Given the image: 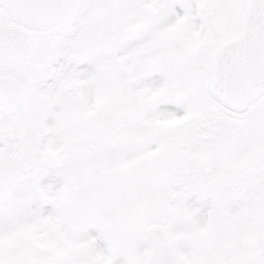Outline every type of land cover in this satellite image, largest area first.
Listing matches in <instances>:
<instances>
[{"label":"snow or ice","instance_id":"1","mask_svg":"<svg viewBox=\"0 0 264 264\" xmlns=\"http://www.w3.org/2000/svg\"><path fill=\"white\" fill-rule=\"evenodd\" d=\"M0 264H264V0H0Z\"/></svg>","mask_w":264,"mask_h":264}]
</instances>
